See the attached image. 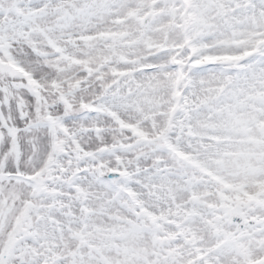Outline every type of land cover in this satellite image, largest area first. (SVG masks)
<instances>
[{"label": "snow or ice", "instance_id": "obj_1", "mask_svg": "<svg viewBox=\"0 0 264 264\" xmlns=\"http://www.w3.org/2000/svg\"><path fill=\"white\" fill-rule=\"evenodd\" d=\"M0 264H264V0H0Z\"/></svg>", "mask_w": 264, "mask_h": 264}]
</instances>
